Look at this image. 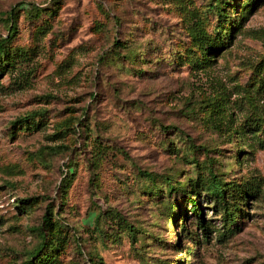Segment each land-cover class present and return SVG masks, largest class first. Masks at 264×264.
<instances>
[{"label": "rangeland", "instance_id": "1", "mask_svg": "<svg viewBox=\"0 0 264 264\" xmlns=\"http://www.w3.org/2000/svg\"><path fill=\"white\" fill-rule=\"evenodd\" d=\"M211 1L0 0V43L14 55L0 76V264H22L38 246L47 205L68 236L61 264H264V134H233L247 127L250 137L259 119L264 129V0L241 21L249 0L230 2L233 38L197 70L181 56L192 24L217 25ZM122 42L145 62L118 61ZM208 103L225 109L219 126L198 116ZM22 119L30 129L14 135ZM144 171L256 182L261 194L240 207L234 231L202 194L212 233L188 238L183 229L199 236L190 204L170 198L177 215L188 212L172 224L165 189L161 200L144 195ZM29 198L38 203L20 212ZM111 213L141 230L137 249Z\"/></svg>", "mask_w": 264, "mask_h": 264}, {"label": "trees", "instance_id": "2", "mask_svg": "<svg viewBox=\"0 0 264 264\" xmlns=\"http://www.w3.org/2000/svg\"><path fill=\"white\" fill-rule=\"evenodd\" d=\"M232 1L233 0L211 1L210 7L216 15L217 22V25H215L213 31H206L200 23L192 24L190 30L192 37V47L191 49L184 50V55L181 56V58H186L194 68H197V70L205 69L209 64L213 63V58L217 57L220 48L223 47L228 40L233 38V36L231 34L229 35L228 33L230 32V29L229 23L227 21V15L230 12V7H235V5L230 4ZM255 1L256 0H249V2L242 6L240 21L243 20V18H246L245 15L247 16V14H249V10L253 9ZM115 47L118 48V50L115 52L117 60L122 58L123 63L130 65H138L145 62L144 58H140L141 53L135 52V50L133 51L130 48L128 50V47L124 42L118 43L117 45L115 44ZM124 50H127V52L123 54L122 51ZM13 59L14 55L8 46V43L6 44L5 41H2L0 43V61L2 64H4V66L0 68V76L5 73L8 67L13 68ZM263 87L264 76L260 80V88ZM224 112L225 109L223 106L208 103L205 106L200 107L197 113L199 117L203 116L209 118L212 125L219 126L220 122L223 120ZM262 122L263 120L259 119L257 122H254L252 129H248L250 130V137L247 136V127L242 129L235 128L233 130V134L238 135L242 140H256L257 138H260L262 134H264ZM29 124L30 123L27 119L18 120L14 123V125H18V128L15 132H13V134L17 135L22 129L29 130ZM263 143L262 145H264ZM246 146H250V144L246 142L243 147ZM140 176L145 181L143 191L145 193L144 195L147 197H158L161 200L164 198L161 187L165 189L168 198L167 203H165L166 209L167 204L169 205L166 215L170 217L172 224L176 225V221L180 215L187 217L188 212L185 211L183 212L184 214L177 215L174 210L176 206L171 204L170 198L180 195L185 198V203L190 204V213H192V216L197 218V223H195V225L199 236L197 232L195 234L194 232L192 233L189 228L183 229L182 233L184 235L187 234L188 238L197 236L198 239L199 237L202 239H207L209 234L212 233L211 224H207L203 217H201L203 210L201 209L199 203V196L202 194L205 196V201L210 202L213 205L214 211H218L221 215H223V223L225 225V229H228L227 231H234V229L231 228V225L235 222V218H238L240 215H242L243 210H241L240 207L244 206L243 204L251 198L255 200L259 199L261 194L259 183L249 181H245L242 184L225 182L217 178V176L214 174L209 175V178H207L204 182L191 180L186 184L179 183V181H177L178 175L169 177L144 171L140 173ZM37 203L38 198L23 199L20 200V206L18 209L20 212L26 214L27 212H30L31 207ZM161 203L164 204V201ZM26 208H28V210ZM102 215V213L98 214L94 223V231H96V234L100 239H104L106 237L105 230L100 226ZM105 217H107L109 220H112L114 223L112 229H120L119 232L128 236L131 248L137 249V244L142 239L140 236V234H142L141 230L130 225L126 221L124 222L115 213L105 214ZM116 220L117 222L115 223ZM229 226L230 228H228ZM36 232L40 242L38 246L29 253L28 258L22 264H61L60 254L65 250L68 236L65 234V232H63L61 225L54 221L53 209L50 205H47L45 208V214L41 218V223L38 226ZM150 238L153 241L155 240V237L153 236H150ZM195 241H197V239ZM99 260H101V258H99ZM91 261L94 260L91 259ZM161 264H165V262H162ZM179 264H181V262Z\"/></svg>", "mask_w": 264, "mask_h": 264}]
</instances>
